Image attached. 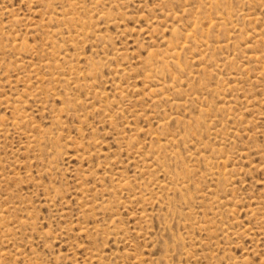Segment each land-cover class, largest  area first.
<instances>
[{
	"label": "rangeland",
	"instance_id": "obj_1",
	"mask_svg": "<svg viewBox=\"0 0 264 264\" xmlns=\"http://www.w3.org/2000/svg\"><path fill=\"white\" fill-rule=\"evenodd\" d=\"M0 264H264V0H0Z\"/></svg>",
	"mask_w": 264,
	"mask_h": 264
}]
</instances>
